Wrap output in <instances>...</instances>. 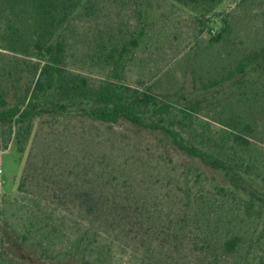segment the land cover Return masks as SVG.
<instances>
[{"label":"trees","instance_id":"1","mask_svg":"<svg viewBox=\"0 0 264 264\" xmlns=\"http://www.w3.org/2000/svg\"><path fill=\"white\" fill-rule=\"evenodd\" d=\"M224 1L0 0V149L13 137L21 152L41 118L127 122L187 160L180 201L152 225L153 208L125 197L126 178L67 168L36 187L27 170L18 196L0 197V264H114V236L135 258L120 264H264V145L251 123L214 117L220 127L204 141L211 125L194 106L125 82L136 54L164 39L169 15L188 12L203 29Z\"/></svg>","mask_w":264,"mask_h":264},{"label":"rangeland","instance_id":"2","mask_svg":"<svg viewBox=\"0 0 264 264\" xmlns=\"http://www.w3.org/2000/svg\"><path fill=\"white\" fill-rule=\"evenodd\" d=\"M203 23L207 27L201 29L200 20L188 12L169 15L164 39L136 54L125 82L149 88L176 107L194 106L211 125L204 141L214 139L217 118L239 114L251 123L254 142L264 145V0H225ZM245 56L249 61L242 74L236 67ZM186 164L163 141L127 122L105 126L41 118L21 152L13 137L0 149V197H17L19 180L29 169L35 170L36 187L46 171L67 174L73 168L75 175L91 176L97 170L117 184L126 178L131 192L125 197L153 208L152 225L161 220L159 212L180 201L176 194ZM114 239L113 263L134 262L127 241Z\"/></svg>","mask_w":264,"mask_h":264},{"label":"built area","instance_id":"3","mask_svg":"<svg viewBox=\"0 0 264 264\" xmlns=\"http://www.w3.org/2000/svg\"><path fill=\"white\" fill-rule=\"evenodd\" d=\"M1 173V172H0Z\"/></svg>","mask_w":264,"mask_h":264}]
</instances>
